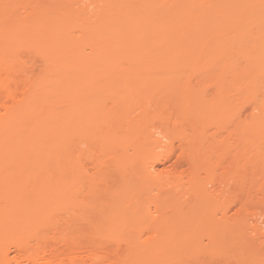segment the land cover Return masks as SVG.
I'll list each match as a JSON object with an SVG mask.
<instances>
[{"label":"bare ground","instance_id":"6f19581e","mask_svg":"<svg viewBox=\"0 0 264 264\" xmlns=\"http://www.w3.org/2000/svg\"><path fill=\"white\" fill-rule=\"evenodd\" d=\"M184 1L201 12L192 17L183 0H0V264H264V181L235 182L240 208L229 218L225 202L224 233L157 231L160 242L112 230L138 215L113 208L106 181L89 197L82 190L86 82L225 72V10L264 9V0ZM180 16L195 34H166ZM206 217L217 214L189 216Z\"/></svg>","mask_w":264,"mask_h":264},{"label":"rangeland","instance_id":"374dc122","mask_svg":"<svg viewBox=\"0 0 264 264\" xmlns=\"http://www.w3.org/2000/svg\"><path fill=\"white\" fill-rule=\"evenodd\" d=\"M183 3L192 17L201 12ZM241 10H225V72L183 71L166 80L164 72L149 73L142 80L136 76L128 82L85 83L83 145L76 154L84 195L89 197L91 189L106 181L115 198L113 208L131 205L138 215L136 224L113 223V231L133 230L143 236L142 242H151L157 231L193 228L201 236L224 233L225 202L229 218L240 208L235 199L241 192L235 182L264 181V9L245 16ZM197 29L180 16L166 34H195ZM113 156L117 158L108 162ZM250 204L253 211L260 207ZM212 214L217 217L189 218ZM198 236L193 237L196 243L219 242Z\"/></svg>","mask_w":264,"mask_h":264}]
</instances>
